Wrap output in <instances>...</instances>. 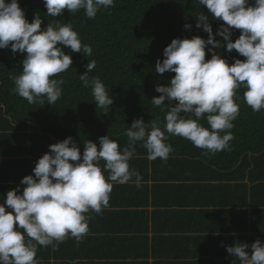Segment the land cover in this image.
I'll return each mask as SVG.
<instances>
[{"label":"trees","instance_id":"obj_1","mask_svg":"<svg viewBox=\"0 0 264 264\" xmlns=\"http://www.w3.org/2000/svg\"><path fill=\"white\" fill-rule=\"evenodd\" d=\"M19 4L29 22L34 14L41 16L42 30L49 23L71 24L82 43L93 51L86 57L64 48L73 64L54 77L64 80L62 96L49 105L46 98L44 104H30L14 91L12 77L22 73L26 53L0 49V132L5 133H0V141L6 153L11 149L7 143L14 141L12 164L24 167L8 172L10 181H20V176L49 151L50 144L68 136L83 150L84 142L99 143L98 138L107 134L122 150L129 146L125 133L135 119L163 122L166 111L154 106L151 99L160 95L156 87L167 85L175 74L157 73V60H163V51L174 38L200 35L207 39V33L195 25L196 16L207 14L208 9L196 0H115L114 6L102 8L93 19L87 18L84 10L48 16L43 0H19ZM186 23L192 25L190 30L185 28ZM209 23L215 34L223 21L210 19ZM239 35L240 30L233 29L231 39ZM215 38L223 40L219 35ZM224 43L215 51L230 64L236 58L245 59L236 50L226 51ZM210 58L206 49V59ZM92 60L96 67L89 78L99 77L113 97L107 115L104 109L96 108L91 88L84 87L79 79ZM245 91L243 87L238 89L240 111L229 130L233 139L228 149L206 154L186 138L169 135L168 143L173 148L169 158L149 161L143 142L138 141L129 165L140 173V187L135 177L125 184L114 183L108 207L89 221H96L95 228L87 233L95 234L96 242L58 244L56 255L73 260L83 256L84 264H231L235 257L227 247L246 243V236L254 231L246 209L241 210L243 201L250 204L264 199V165L257 170L258 176L254 174L256 188L249 168L250 154L263 153L253 158L263 161L264 110L254 112L244 101ZM201 123L209 127L206 118ZM2 190L0 187V194ZM204 210L217 212L213 217L205 214L201 227L200 222L193 221ZM190 225L191 236L185 230ZM215 232L211 241L205 236ZM208 248L221 249L222 255L210 260ZM51 250V245H37L39 264H49L46 257L51 256Z\"/></svg>","mask_w":264,"mask_h":264},{"label":"clouds","instance_id":"obj_2","mask_svg":"<svg viewBox=\"0 0 264 264\" xmlns=\"http://www.w3.org/2000/svg\"><path fill=\"white\" fill-rule=\"evenodd\" d=\"M43 2L48 16L84 10L93 19L102 8L114 6L115 0ZM196 4L208 9L207 14L196 16L195 25L207 33V39L200 35L174 38L165 47L163 60L155 65L159 74H175L167 85L156 87L160 95L151 99L154 106L166 111L164 121L135 119L125 133L129 146L122 150L107 134L98 138L99 143L84 142L82 153L71 136L50 144L33 174L21 179L22 192L17 185L0 202V264H39L37 245L55 248L68 236L79 243L89 230L85 214L90 210L100 214L108 207L114 183L125 184L135 177L140 187V173L129 165L138 141L143 142L149 161L169 158L173 152L169 135L186 138L206 154L216 153L228 149L233 139L229 130L240 111L238 89H246L244 101L254 112L264 110V0H196ZM210 19L223 21L215 34ZM41 24L38 13L31 22L26 19L19 0H0V49L26 53L22 73L12 77L14 91L30 104H44L46 98L47 104L54 105L64 84L54 77L73 64L64 48L86 57L93 49L82 43L71 24L49 23L43 30ZM191 27L185 24L186 29ZM233 29L240 30L234 41ZM224 42L226 51L236 50L245 59L236 58L230 64L215 51ZM206 49L210 59H206ZM95 67V60L88 61L79 79L91 88L96 108L107 115L113 97L99 77L89 78ZM205 118L209 127L201 123ZM250 247L251 254L246 251L247 243L228 246L227 252L235 257L233 264H264V242L257 239Z\"/></svg>","mask_w":264,"mask_h":264},{"label":"crops","instance_id":"obj_3","mask_svg":"<svg viewBox=\"0 0 264 264\" xmlns=\"http://www.w3.org/2000/svg\"><path fill=\"white\" fill-rule=\"evenodd\" d=\"M7 135V134H6ZM14 142V141H13ZM3 144L4 142L0 141V164H1V167H0V187H3V190H2V193L0 194V202H3L4 200V197H6V194H7V191L13 189V181H10V177H9V174L8 172H14V171H18V170H21L23 169L24 167H18V166H14L12 163V159L10 157V155L14 154V149L13 147H11V149L9 150L8 153L5 152L4 148H3ZM9 144V143H7ZM84 150V149H83ZM83 150H81V153L83 152ZM14 152V153H13ZM30 166V165H29ZM35 167L34 166H31L30 168V172L33 173V168ZM22 187L24 186H21L20 187V191L22 192ZM250 193L253 192V189H250L249 190ZM253 199H255V196L252 197ZM262 198H259V199H255V200H252L249 204V202H246V201H243V205L241 206V210L242 209H246L247 210V206L251 205L252 207H256V203H253V201H260ZM247 204V205H246ZM246 205V206H245ZM95 212L94 211H89L88 213H86L85 215L88 217V222L93 218ZM247 215H249V211H247ZM256 215V216H254ZM253 218H257L258 216H260V212L259 211H256L253 209V212H252V215H251ZM203 214H200L198 215L196 218H194V221L195 224L198 222H200L202 226H204V218H203ZM214 222L218 220L217 219H213ZM251 221V220H250ZM224 223V222H223ZM226 224V223H224ZM96 226V221H92V224L91 222L88 223V227L89 228H95ZM192 225L188 226L185 228L186 232L188 233L189 236L192 235V228H191ZM200 227V228H201ZM210 235V234H209ZM209 235H205V236H208L209 238L211 236ZM187 236V237H189ZM95 234H86L83 239L77 243V241L75 240V238L71 237V236H68L62 243H59L60 245H77V246H80V245H86V244H93L96 242V239H95ZM256 239L254 237H246V243L249 244V250H247L248 252H251V244L255 241ZM55 243V242H54ZM77 246L75 248H77ZM52 254L51 256L49 257H46V260L49 259V264H68L66 261H69V260H73V259H67V258H60L59 255H56V251H57V246L54 248L52 245ZM210 248H208L207 250H209ZM43 252H48V250L44 249ZM76 261H80V262H75L74 264H84V260H83V256L80 257V258H76L74 259ZM118 261V259H117ZM116 261V262H117Z\"/></svg>","mask_w":264,"mask_h":264},{"label":"bare ground","instance_id":"obj_4","mask_svg":"<svg viewBox=\"0 0 264 264\" xmlns=\"http://www.w3.org/2000/svg\"><path fill=\"white\" fill-rule=\"evenodd\" d=\"M0 133L5 134L4 131H2ZM9 145L11 147H14L15 143L12 142V143H9ZM262 154H250V157H251V163H250V166H249V168H250V179H251L252 183L254 184L255 188L257 187L258 180H255L254 174H256L258 176L257 170L260 169V166L264 165V157H263V161L254 160L253 158L254 157H260ZM31 174H33V173L28 170V171H26L25 174H23L20 177L22 179L25 175H31ZM20 181H13V184H12L13 188H15V186H17V185H19L20 187L24 186V185L20 184ZM240 185H242V184H240ZM259 205H264V199H261L259 202H257L256 203V207H252L251 205L247 206V210L246 211H249V216L251 218L250 220H251L252 228L254 229V231L251 234L247 235L246 237H254L255 239H260L262 242H264L263 238L258 237V236L264 237V206H259ZM253 209L256 210V211H259L260 212V216H258L257 218H253L251 216L252 212H253ZM216 212L217 211L204 210L203 216L205 214L211 213V215L213 217V216H216L215 215ZM216 235H217L216 232L214 234H210L209 235V236H211L210 237V241H211V238L215 237ZM209 250H210L209 254L211 255L210 260H217V258H219V256L222 255L221 249H218L219 251H214V250H212L210 248ZM215 252H216V254H219V255H217V257L214 256ZM251 252H252V250H251ZM251 252H249V253L251 254ZM234 260H235V258H234ZM66 262L68 264H74L75 262H80V261L69 260V261H66ZM231 264H233V262ZM236 264H239V261H237Z\"/></svg>","mask_w":264,"mask_h":264}]
</instances>
